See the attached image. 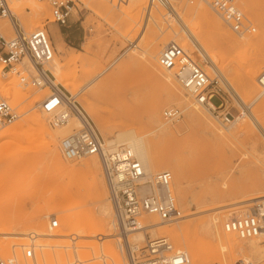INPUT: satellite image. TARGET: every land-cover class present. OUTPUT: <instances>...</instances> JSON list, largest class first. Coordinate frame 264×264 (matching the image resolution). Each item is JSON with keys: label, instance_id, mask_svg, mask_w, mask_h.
Wrapping results in <instances>:
<instances>
[{"label": "rangeland", "instance_id": "rangeland-1", "mask_svg": "<svg viewBox=\"0 0 264 264\" xmlns=\"http://www.w3.org/2000/svg\"><path fill=\"white\" fill-rule=\"evenodd\" d=\"M10 1L11 10L16 9L17 3L13 0ZM37 1L42 2L47 9V14H41L39 17L38 21L42 25L39 29H45L51 40L54 36V29L63 33V36L59 37L63 48L62 53L54 49L52 41L53 58L55 57L60 62H63L66 55L79 58L76 63L67 65L63 69V74L71 73V77L74 78L71 79H73V85L77 87V93L75 97H72L75 102L83 111L85 107L96 109L102 120L108 125V134H103L100 130L101 126L94 118L88 116L102 144H105V136L115 137L122 128H132L134 132L142 134L147 140L151 154L172 156L173 166L177 168L180 166L183 172L180 186L185 188L192 204L188 205L178 195L179 184L175 181V172L167 169L172 176V194L181 212V217L163 224L171 226L190 223L189 229L185 233L186 236L180 235V244L175 238L164 235L162 229L157 230L164 234L157 233L150 236L147 232L145 237L164 235L172 244L173 251L184 250L187 252L188 264H191L192 256L206 255L213 250L216 251L214 258L198 261L197 264H235L237 259L248 256L246 250H239L242 241L237 239L234 234L225 231V240L220 243L215 239V232L211 228V233L207 237V240L210 241L209 245L203 238L207 235L206 230L203 229L204 220L212 219L214 216L216 218L214 229L222 232L223 222L234 216H226L233 210V206L244 203L246 206L243 205L235 209L247 211L252 202L261 199L202 212L201 210L209 207L208 204L200 202L197 206L199 209H196L194 200H197L200 195L211 193L230 195L232 199L230 201L264 194V187L261 186L264 183V92L256 82L257 76L264 70V64L260 65L259 61L264 57V47L259 40L262 36L259 31L264 25V0H238L239 8L256 27L255 33L242 38L236 36L207 6L220 20L224 30L229 31L235 39L244 40L242 45L237 48V51L240 52H235L236 55L235 47L231 48L225 45L212 31L201 29L206 42L218 56V60L220 59L221 67L230 73L229 76L232 80L240 85V76L244 74L245 70L260 65L255 74L253 92L241 95L245 97L244 107L225 89L218 76L209 75L206 67H203L209 77L216 80L214 86L218 89L219 96L223 98L225 110L233 116V120L236 119V122L229 125L228 129H225L226 127L220 125L202 107L194 103L188 92L174 79L172 72L162 70L156 61L157 75L153 76L146 71L140 58L143 52L138 46L142 47L147 38L152 35H154L155 41L162 38L165 40L177 38L179 35L178 33L174 34L173 28L170 26L172 24L169 25L170 21H166L168 20L166 15H169V13L165 15L168 12L166 8H162L157 3L150 6L147 0L146 5L140 7H135L134 3H131L133 8L126 15L124 8L128 6V3L125 1L117 6L101 0L111 7L103 9L94 3L96 0H73L68 20L65 25L61 26L52 21L48 2L46 0ZM133 1L136 3L137 0ZM172 2H175L179 8L181 7L183 12L188 6L201 3V1L188 3L180 0H172ZM241 2L251 8L252 14L244 9ZM157 7L160 9H156ZM148 8H151L153 13L156 11L155 14L158 15L159 22L147 17ZM160 10L163 13L160 14ZM24 16L30 17L28 9H25ZM3 20L0 19L1 29H3ZM11 36L13 33L6 38ZM185 49L189 50L188 47ZM191 56L197 61L193 54ZM47 66L48 63L44 69H47ZM16 69L20 70V66L16 65ZM31 73H34L32 69ZM218 73L220 74V72ZM165 75L172 82L171 84L165 79ZM0 79L5 84L15 86L17 90L15 96L8 97L6 92L1 93L6 95L3 99L7 100L18 113L14 122H22L20 128L16 130L19 139L0 138V255H14L18 264H36L34 255L36 260H40V264H61L64 255L65 264H103V260L109 264L112 262V264H116L114 250L119 255V263L124 264L125 257L123 254L120 255L118 248V242L122 240L117 239L118 234L113 227L109 228L112 210L105 220V231L110 235L105 237L100 232L98 233L99 213L95 194L91 188V177L83 173L80 174L78 176L80 183L78 192L65 196L61 194L60 190L65 180L55 176L47 166L44 152L45 130H49L52 134H55L54 131H56L54 138L56 144L59 145L60 139L74 129L71 119L70 123L63 127L66 128L67 134L59 136L58 129L62 126L52 128L48 123L47 114L37 106L48 93L47 88L37 89L30 85L22 86L18 76L12 72L4 76L0 74ZM165 83L183 95L182 101L188 102L191 109L197 108L195 110L197 113L205 117L223 135L227 134V137L216 136L201 118L187 120L185 117L186 107L181 102L165 104L168 91V86ZM58 86L64 89L60 84ZM66 92L70 94V92ZM83 97L85 98L83 99ZM151 102L160 103L159 118L165 126L170 128L172 134L154 131L153 125L147 119L148 106ZM211 103L218 104L219 98L213 97ZM170 107H176L181 111L180 118L175 122H167L162 117V111ZM37 113L44 116L42 121L45 126L37 120ZM59 154L61 153L59 152ZM99 178L97 176V180ZM101 178L105 201L109 203L102 171ZM227 199V196L224 197L225 202H229ZM68 216L73 218L70 227L66 224ZM146 216L144 215L143 219ZM54 218L57 221V226L50 228L49 222ZM60 218L63 221L62 226ZM184 239L187 240L188 246L185 245ZM145 240L140 242L139 248L144 246ZM100 242L105 246L109 243L113 248L112 250L108 249L114 254L109 255L110 259L108 254L106 255L102 250ZM221 244L224 246L222 252L219 249ZM3 246L6 248H2ZM76 246L79 247L75 248ZM79 248L83 250L81 259L84 262L78 260L80 257L77 252L79 251L75 253V250ZM67 257L72 259L69 260ZM254 264H264V259L257 263L254 262Z\"/></svg>", "mask_w": 264, "mask_h": 264}, {"label": "built area", "instance_id": "built-area-1", "mask_svg": "<svg viewBox=\"0 0 264 264\" xmlns=\"http://www.w3.org/2000/svg\"><path fill=\"white\" fill-rule=\"evenodd\" d=\"M18 1V0H16ZM50 6L52 21L65 25L70 15L73 0H46ZM118 5L125 0H104ZM188 3L201 1L210 7L222 22L238 37L255 33L256 27L239 8L238 0H180ZM10 0H0V19L10 20L13 36L6 38L5 30L0 28V72H10L18 76L22 86H33L37 89H48V93L39 103L40 110L47 114L52 128L68 125L72 117H79L80 127L74 128L59 141V150L64 159H76L96 155L106 179L110 199L120 222L117 234L121 240L122 231H134L144 228L141 219L145 214H154L161 221L181 217L171 191L172 176L167 170L147 176L136 156L126 147L104 150L101 139L93 125L85 120L75 105L74 98L60 86L51 83V74L44 66L52 60L53 47L45 29L24 31L13 15ZM150 6L158 3L166 9L171 8L172 0H148ZM24 60L27 63H24ZM34 73H31L30 67ZM158 66L172 72L177 83L188 92L194 103L202 107L220 125L227 127L233 116L225 110L223 98L215 88L216 80L211 79L203 66L188 51L176 43H167L157 56ZM20 66V70L16 69ZM264 90V70L256 78ZM213 97L219 103H211ZM181 116L176 107L166 108L162 117L167 122H175ZM18 117L16 109L7 101L0 100V130L11 124ZM57 221H50L55 228ZM226 233L234 234L238 239L247 241L257 239L264 249V201L252 202L245 213L232 216L222 224ZM125 264H188L189 257L185 252L173 251L172 244L166 237L146 238L145 244L137 251L127 249L124 253ZM105 257V256H103ZM0 264H18L14 255L1 256ZM103 264H107L103 260ZM235 264H254L250 258H239Z\"/></svg>", "mask_w": 264, "mask_h": 264}, {"label": "bare ground", "instance_id": "bare-ground-1", "mask_svg": "<svg viewBox=\"0 0 264 264\" xmlns=\"http://www.w3.org/2000/svg\"><path fill=\"white\" fill-rule=\"evenodd\" d=\"M13 2L17 3V6H16V9L12 10V13H13V15H15V17L19 21V23L24 27L26 32H31L33 29L35 30V29H39L42 27V25L38 21L39 17L41 16V14H44V13L47 14V9L42 2H38L37 0H18V1L13 0ZM125 2L128 3V6L126 8H124V11H125L124 13L127 15V12L133 8V5L131 3H134L135 7L136 6L140 7L141 5L145 6L147 3V0H137L136 3L133 0H125ZM94 3L98 7H101L103 9L104 8H107V9L111 8L109 5H107L105 2H103L101 0H96V1H94ZM83 4H85V3H83ZM121 4L122 3H119L117 6H119ZM241 4L244 6L245 10H247L248 12H250L252 14L251 8L249 6L245 5L244 2H241ZM91 5H93V4H91ZM113 5H116V4H113ZM95 8H96V6H95ZM158 8L160 9V7H157L156 9H158ZM25 9H28V14H30V17H29L30 19L24 16ZM103 9H101V11L104 12ZM121 10H123V9L121 8ZM167 10H168V12H166L165 15L169 13L170 16L166 15V18L168 20H166L164 16L163 17L166 21L171 22V23L169 22V25L172 24L170 26H172L171 28H173L174 34L178 33L179 35L177 36V38H171L168 40H165L162 38L159 41H155L154 35H152L149 38H147L146 42L144 43V45L142 47L138 46L143 52L140 55V58L145 65L146 71L153 76L157 75L156 74L157 73L156 70L158 67L156 64L157 63V56H158L157 54L160 53V51H161L160 48L165 46L167 43H170V42L176 43L177 45L182 47L184 50H186L185 48L188 47L189 50H186V51L193 54L196 57L197 62L200 63L203 67H206L209 75L211 74V76L213 75V77L215 75L218 76L222 82V85L225 87V89L229 93H231V95L236 99V101L242 107H244L245 106V101H244L245 97L241 96V95H243V94L247 95V94L253 92L255 74L257 72V68L260 65L264 64V57L262 59H259L261 64L258 67H250V68H247L245 70L244 74L242 76H240V81H239L240 85H238L236 82H234V80H232L231 76H229L230 73L226 72L223 69V67H221L220 59L218 60V56H216L215 52L212 51L209 43L206 42L204 35L202 34L201 29L203 28V29H207V30L212 31L213 34H215V36L218 38V40L222 41L225 45H228L231 48L235 47L236 51H234V53L240 52L239 50L237 51V48L240 45H242L244 40H241V39L237 40L233 37V35L229 31L224 30L221 26L220 20L213 14V12H211V10L203 2L197 3L196 5L188 6L184 12L182 11L181 7L179 8L177 6V4H175V2H172L171 8L167 9ZM161 11L162 10L159 11L160 14L163 13V11L162 12ZM155 12L156 11H154V13H153L151 8H148V10L146 11V15L151 20H153L155 22H159L160 20L158 18V15L155 14ZM114 17H115V15H114ZM3 19H4L3 20V29L5 30V35L10 36L12 34V29L10 26V20L7 18H3ZM122 23H124V22H122ZM54 31L55 32H54V36H53L52 40H51V38L47 32L48 38H49L51 44L53 41L54 49H56L62 53L63 48H62V44L60 41L61 39H59V35L57 33V30L54 29ZM259 32L262 33V36L260 37L259 40H260L262 47H264V25H263L261 31H259ZM237 53H235V54L237 55ZM78 59L79 58H75V57L66 55L63 58V62H60L55 57L53 58V56H52V60L48 63V66L46 67L47 69H45V70L49 71L51 76H52L51 83L55 86H58V84H60L62 87H64V89H63L64 92H66V91L70 92L71 95L69 93L68 94L71 97H75V95L77 93L76 92L77 87L75 85H73V83H72V80L74 79L73 77H71L72 74L70 73L69 75H64L63 69L69 64L76 63V61ZM155 61H156V63H155ZM24 63H27V61L24 60ZM28 66L30 67L29 64H28ZM30 70H31V67H30ZM217 70H219V71H217ZM10 72L14 73V71H10ZM218 72H220V74ZM7 73H9V72H4V73L0 72V74L2 76L6 75ZM71 78H73V79H71ZM165 79L169 82V84L172 83L169 80V78H167L166 75H165ZM105 80H107V79H105ZM71 83H72V85H71ZM167 86H168V91H167V95L165 98V104H167V105H169L170 103L179 104L181 102L186 107L185 117L187 120H194V119L201 118L204 121V123L210 129H212V132L216 136L221 137V138L227 137V134L223 135L221 132H219L217 130V128L213 127L211 125V123L205 117H203L199 113H197L195 111V110H197V108L191 109L188 106L189 105L188 102L182 101L183 95L179 94L172 86H170V85H167ZM1 92H6V95L8 97H13L16 95L17 90L15 89V86H13L12 84H9V85L5 84L0 79V100L7 101V100L3 99V97L6 95H3ZM262 92H264V90ZM262 92H260V93H262ZM84 98L85 97H83V99ZM39 103L37 104V106H39ZM75 105L77 106L80 114L82 115V117L85 120H87L90 124H92L91 121L89 120V117L94 118L96 120V122L101 126V129H100L101 132L103 134H108V132H109L108 125H106V122L102 120L101 115L99 114V112L96 109H93L92 107H85L84 108L85 112H84L83 109L78 105L77 102H75ZM160 106L161 105L158 102H151L150 105L148 106L147 119L153 125V127H154L153 129L157 133H162V134L171 133L172 134L173 132L170 130V128L167 127V125L165 126L164 123H162L160 118H159ZM36 117H37V120L43 126H45V124L42 121V117H44V116L37 113ZM71 122L73 123L74 128L80 127L81 120L79 117H72ZM235 122H236V119H234L231 122L230 126L233 125ZM21 125H22V122L17 121V122H14V124H12L10 126H7V127L5 126V128L3 127L2 130H0V138L1 137H7V138H12V139H19L20 137L18 136V134H16V130L19 129ZM63 127H65V126H62L60 129H58L59 136H64L65 134H67L66 128H63ZM228 127L229 126H227L225 129H228ZM68 132H69V130H68ZM54 133L56 134V131H54ZM55 134H52L47 129L45 130V143H44L45 151L44 152H45V159L47 162V166L50 168V170L54 173L55 176L63 178L65 180L64 184L60 188L61 194L66 196V195L77 193L79 190V187H80L78 176L82 173L85 175H89L92 179L91 188L93 189V192L95 194V198L97 201V209H98V213H99V220L97 222L98 233L100 232L102 235H105V237L107 235L109 236L110 234L105 231V229H106L105 228V226H106L105 220H106L107 216H109V214L111 213L110 212L111 210H112V214H111L112 218L110 220L109 228L113 227V229L115 231H117L118 226H120V222H119L117 215H116V212H115L114 203L110 199L109 191H108L107 184H106L105 175L103 172V168L101 167V164H100L97 156L96 155H89V156H85L84 158L80 157V158L71 159V160L64 159L62 156H60L61 154H59L60 150L58 151L59 145L56 144V141L54 138V136H56ZM104 140H105L104 145L102 144V141H101V144H102V147L104 150L111 151V150H114L120 146H123V147H126L127 149H129L136 156V158L139 160L145 174L149 177L154 175L155 173L163 171V170H167V169L172 170V171L174 170L175 181L177 182V184H179V187L177 190L178 195L180 197H182L185 200L184 202H186L188 205L192 204L191 199H188V195L185 191V188L180 186L182 183V179H183V172H182L180 166L178 168L173 166V157L172 156H165V155H159L158 156V155L151 154L149 152V143L147 142V140L144 139L142 134L134 132L132 128H125V129L122 128L121 131L117 132L115 137L105 136ZM176 166H177V164H176ZM101 171H102V175H103V178L105 181L109 203L107 201H105L106 200L105 199V191H104L102 180H101L102 179L101 178ZM97 176L100 177L99 180H97ZM261 186L264 187V183H262ZM171 191H172V183H171ZM226 196L228 197L227 200H229V202H225L224 197H226ZM226 196H224V194H221V193H217V194L211 193L208 195H200V197L197 198V200H194V204L196 205V209H199L197 206L200 202L207 203L209 207L207 206L208 208H206L205 210H201V212H202V211H206V210L217 209L219 207H223L226 205L247 202L249 200L261 199L264 201V194L258 195V196L254 195V197L253 196L248 197V199L244 198V199H239V200H234V201H230V200H232L230 195H226ZM243 205H245V204L243 203V204L233 206V208H232L233 210L228 215L226 214V216H232V215L238 216L242 213H245L246 210L244 211L243 209H235L238 207H242ZM197 212H199V210H197ZM145 215H147V216L144 217V219H143V217L141 219V221H142L141 223L143 224L144 228H142L140 230H134V231L133 230L132 231H128V230L122 231L121 230L122 234H120V236L122 235V239H121L122 241H120V242L117 241L118 242V248L120 251V255L121 254L124 255V253H125V251H127V249H130L131 251H134V250L137 251L139 249L138 245L140 244V242L145 240V238H146L145 234L147 232L150 234V236H153L157 233L158 234H164L165 233L164 235H168V236L175 238V240H177V242L180 244V235H183L185 237L186 236L185 233H186L187 229H189L188 227H189L190 223H182V224L171 225V226H169L167 224L168 226H165V224H163L164 222L161 221L160 219H158L156 215H154V214H145ZM84 216H85V214H84ZM84 216H82V217H84ZM72 220H73L72 216H68V218L66 219V224L68 227H70L72 225V223H73ZM60 221H61V218H60ZM215 222H216V218L214 216L212 219L207 218L206 220H204L203 229L206 230L207 235H206V237H203V238L205 239V241L209 245H210V241H209V239L207 240V237L211 233L210 232L211 228H213V231L215 232V237H216L215 239H217L220 243L224 242V240H225L224 230H222V232H219V231L215 230L216 228L214 229ZM49 224H50V222H49ZM62 225H63V221H61V226ZM157 229H162V231L164 233H160ZM113 233H114V231H113ZM54 234H52V236H54ZM164 235L154 236L151 239H154L156 237H165ZM236 238L238 239L237 236H236ZM117 239H119V238H117ZM31 240H33V239H31ZM105 240H107V239H105ZM240 241H242V240H240ZM101 242H102V240H101ZM101 242H100V244H101ZM184 242H185V245L188 246V242L186 239H184ZM230 242H232V241H230ZM220 246H221V248H219V249H221V252H222V250L224 249V246L222 244ZM77 247H79V246H76L75 248H77ZM82 247H84V246L82 245ZM101 247L103 248V249L102 248L101 249L104 251V253H106V255L108 254V257L110 254H112V251H110V250H112L113 248H111L109 243H108V245H106V246L102 245ZM2 248H6V247L3 246ZM80 248L75 250V253L77 251H79V252H77L79 255L78 257H80L78 260L80 262H84L81 259V258H83V250H81ZM104 249H106V250H104ZM108 249H110V250H108ZM239 250H246L249 254L246 257L250 258L253 263L254 262L255 263L260 262L264 259V249L261 245H259L257 239L242 241V244L240 243V245H239ZM181 251L185 252L187 254L186 251H184V250H181ZM62 253H63V251H62ZM113 253L115 254V257H116L115 258L116 260H114V259L113 260L117 261L116 264H121V263H119V259H120L119 255L114 250H113ZM114 254H112V255H114ZM66 256H68V255H66ZM187 256H188V254H187ZM215 256H216V251H214V250L211 253L206 254V255L203 254V255H199V256H192L191 257V264H197L198 261H202L205 259H211V258H214ZM110 257H109V259H110ZM124 257H125V255H124ZM68 259L71 260L72 258H68ZM34 261L36 262V264H40V260H36L35 255H34ZM61 261H62V262H60L61 264H65V262H64L65 261V255ZM107 264H109V263H107Z\"/></svg>", "mask_w": 264, "mask_h": 264}, {"label": "crops", "instance_id": "crops-1", "mask_svg": "<svg viewBox=\"0 0 264 264\" xmlns=\"http://www.w3.org/2000/svg\"><path fill=\"white\" fill-rule=\"evenodd\" d=\"M54 29V28H53ZM57 30V29H56ZM57 33H58V35H59V37L61 36H63V33L59 30V32H58V30H57Z\"/></svg>", "mask_w": 264, "mask_h": 264}]
</instances>
